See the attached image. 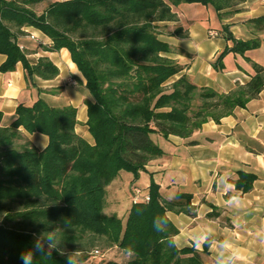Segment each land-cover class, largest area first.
Returning <instances> with one entry per match:
<instances>
[{"label": "trees", "instance_id": "16d2710c", "mask_svg": "<svg viewBox=\"0 0 264 264\" xmlns=\"http://www.w3.org/2000/svg\"><path fill=\"white\" fill-rule=\"evenodd\" d=\"M44 1L0 0V54L6 57L0 71H12L21 62L28 82L58 74L48 57L28 61L33 49L21 42L25 27L50 38L46 50L66 48L79 72L77 80L92 97L86 102L85 122L92 142L75 132L77 110L72 105L50 106L38 97L29 106L19 104L7 124L0 111V264H23L21 254L28 251H33V264H66L60 253L76 250L82 253L78 264L94 257L96 250L99 264H205L193 246L173 243L177 228L166 215H194L191 194L177 192L165 200L159 184L150 179L149 199L132 202L122 223L103 213L105 188L119 171L137 177L149 161L162 156L152 134L188 138L203 123L219 122L259 95L264 66L247 58L254 71L250 79L227 93L218 92L197 86L185 73L174 78L185 66L167 56L172 47L160 39L163 26L158 23L177 19L171 5L200 3L222 18L244 0H54L36 13L33 6ZM245 23L255 35L247 40L235 38L227 24L221 25L230 46L216 58L215 69L223 67L227 53L245 55L260 46L264 16ZM174 33L187 35L181 27ZM24 132L47 136V146L37 149ZM254 180V174L239 171L230 181L247 192ZM56 229L58 250L50 255L35 252L36 237ZM98 239L126 260L104 259L95 245ZM207 250L205 244L202 252Z\"/></svg>", "mask_w": 264, "mask_h": 264}, {"label": "crops", "instance_id": "0c3cea01", "mask_svg": "<svg viewBox=\"0 0 264 264\" xmlns=\"http://www.w3.org/2000/svg\"><path fill=\"white\" fill-rule=\"evenodd\" d=\"M171 9L177 19L158 24L163 26L160 39L173 50L167 56L185 66L174 78L185 73L197 86L227 93L236 83H246L253 74L247 58L264 66V30L258 34L261 39L258 48L245 55L229 52L222 59L221 69L213 66L218 55L230 46L220 32L221 25L227 24L237 39L254 37L245 22L264 16V0H244L229 8L230 14L222 18L212 7L200 3H179L171 5ZM213 19L215 24L211 26L208 21ZM176 27H181L187 35H176ZM24 29L27 35L21 42L33 49L27 54L28 61L35 63L39 57H48L58 68V74L46 80L35 76L28 82L21 62H17L12 71H0L2 123L13 119L19 104L29 106L40 97L50 106H74L77 110L75 132L92 142L85 125L86 102L92 97L83 82L77 80L80 75L68 50H46L44 47L51 45L50 38L34 27ZM209 30H216L218 36L209 37ZM5 58L0 54V65ZM56 88L59 90L55 93L49 91ZM24 133L37 149L47 146V136L38 132ZM151 137L163 154L149 161L145 171L140 172L147 175L145 186L133 185L129 202L139 201L148 193L150 179L159 184L165 200L172 199L177 192L189 193L194 215L166 212L177 228L173 241L178 248L193 246L201 252L205 264L223 261L264 264V86L245 107L235 108L219 122L208 120L188 138L175 135L164 138L157 133ZM239 171L255 175L252 188L247 192L237 190L230 181L238 177ZM120 176L121 171L115 179ZM135 189L140 192L136 193ZM211 212L213 216H209ZM205 244L207 253L202 252Z\"/></svg>", "mask_w": 264, "mask_h": 264}, {"label": "rangeland", "instance_id": "374dc122", "mask_svg": "<svg viewBox=\"0 0 264 264\" xmlns=\"http://www.w3.org/2000/svg\"><path fill=\"white\" fill-rule=\"evenodd\" d=\"M52 1L54 0H45L44 2L33 6V9L36 13H40ZM208 23L213 26L215 24V21L213 19L210 20V22L208 21ZM153 139H156V137L153 136ZM146 178V174H140L139 172L138 176L134 177L132 173L122 170L121 176L117 177L116 179L114 178L115 180H112V184L106 188L107 203L104 206L103 213L108 216L115 215L121 219L122 223H124L128 210L130 209L132 204L129 202V195L132 193L131 191L134 188L132 186L137 185L138 187L143 188L145 186ZM95 245L96 248L103 251L104 259L111 258L121 262L126 260V255H124L114 246H104V242L102 239L95 240ZM99 262L100 260H98V258L96 257H88V259L85 261V264H99Z\"/></svg>", "mask_w": 264, "mask_h": 264}, {"label": "clouds", "instance_id": "9594fccd", "mask_svg": "<svg viewBox=\"0 0 264 264\" xmlns=\"http://www.w3.org/2000/svg\"><path fill=\"white\" fill-rule=\"evenodd\" d=\"M154 227L156 230H160L159 225L154 221ZM60 230L56 229L48 232L42 236L36 237L33 248L35 252H39L45 255H50L52 251L58 250L57 244L60 241ZM174 243V242H173ZM47 249V250H46ZM61 255L66 256V264H78L77 257H80V250H76L74 253L61 252ZM21 260L23 264H33V251H28L21 254ZM223 264H232L231 261H224Z\"/></svg>", "mask_w": 264, "mask_h": 264}, {"label": "built area", "instance_id": "2783aa9c", "mask_svg": "<svg viewBox=\"0 0 264 264\" xmlns=\"http://www.w3.org/2000/svg\"><path fill=\"white\" fill-rule=\"evenodd\" d=\"M208 36L211 37V38L217 37V36H218V32H217L216 30H209V31H208ZM135 192H136V193H139L140 190L135 189ZM148 199H149V196H148V193H147V194H144V195L142 196V199H141V200L147 201ZM135 201H136V200H135ZM135 201H134V202H135ZM98 254H99V252L96 250V251H94L93 256H94V257H97Z\"/></svg>", "mask_w": 264, "mask_h": 264}]
</instances>
